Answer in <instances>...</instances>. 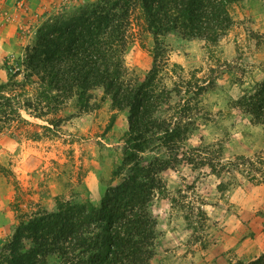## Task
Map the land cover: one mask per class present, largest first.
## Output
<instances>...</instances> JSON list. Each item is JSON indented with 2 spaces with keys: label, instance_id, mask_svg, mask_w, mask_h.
<instances>
[{
  "label": "rangeland",
  "instance_id": "374dc122",
  "mask_svg": "<svg viewBox=\"0 0 264 264\" xmlns=\"http://www.w3.org/2000/svg\"><path fill=\"white\" fill-rule=\"evenodd\" d=\"M94 1L0 0V84L8 80L6 61L24 54L39 27ZM231 14L234 24L218 43L173 33L162 37L170 59L162 72L167 87L181 81L179 74L203 78L213 67L221 74L191 103L198 110L192 111L183 147L204 151L206 163L181 159L161 173L163 188L149 207L157 222L150 264H237L264 256V123H252L235 103L264 73V0H240ZM154 46L136 13L125 52L130 77L145 78ZM186 97L172 92L163 114L174 115ZM91 103L93 109L83 111L77 97L68 100L47 117L57 121L50 129L43 127L47 118L24 110L29 122L15 121L0 134V246L22 219L54 211L60 201L99 205L117 182L129 113L114 108L102 88L92 91Z\"/></svg>",
  "mask_w": 264,
  "mask_h": 264
},
{
  "label": "trees",
  "instance_id": "16d2710c",
  "mask_svg": "<svg viewBox=\"0 0 264 264\" xmlns=\"http://www.w3.org/2000/svg\"><path fill=\"white\" fill-rule=\"evenodd\" d=\"M240 0H95L78 11L50 18L38 28L23 55L6 61L7 82L0 84V134L15 121L47 118L73 97L90 111L92 91L102 88L112 106L128 110L122 159L99 205L91 201L58 202L54 211H38L16 226L0 246V264H150L157 222L150 203L163 188L161 173L183 159L206 163L204 151H184L198 110L197 98L216 84L220 68L208 75L167 87L162 72L169 65L162 37L218 43L234 24L231 7ZM136 13L154 37V62L144 79L130 77L125 52ZM177 66V64L175 65ZM179 66V65H178ZM172 92L187 95L175 114H163ZM190 94H192L190 96ZM236 105L254 124L264 123V73L243 89ZM46 129L57 126L48 119ZM49 125V126H48ZM50 129V128H49ZM224 169L220 166V170ZM264 256L237 264H263Z\"/></svg>",
  "mask_w": 264,
  "mask_h": 264
},
{
  "label": "built area",
  "instance_id": "2783aa9c",
  "mask_svg": "<svg viewBox=\"0 0 264 264\" xmlns=\"http://www.w3.org/2000/svg\"><path fill=\"white\" fill-rule=\"evenodd\" d=\"M20 4L23 5L24 4V1H21Z\"/></svg>",
  "mask_w": 264,
  "mask_h": 264
}]
</instances>
